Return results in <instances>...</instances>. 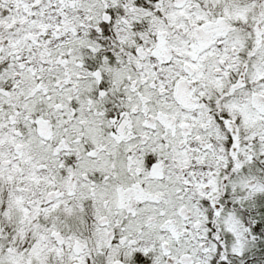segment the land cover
Here are the masks:
<instances>
[{
	"label": "snow or ice",
	"instance_id": "snow-or-ice-1",
	"mask_svg": "<svg viewBox=\"0 0 264 264\" xmlns=\"http://www.w3.org/2000/svg\"><path fill=\"white\" fill-rule=\"evenodd\" d=\"M0 264H264V0H0Z\"/></svg>",
	"mask_w": 264,
	"mask_h": 264
}]
</instances>
